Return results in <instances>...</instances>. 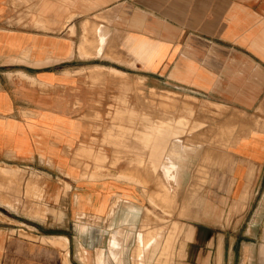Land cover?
<instances>
[{
	"label": "crops",
	"instance_id": "0c3cea01",
	"mask_svg": "<svg viewBox=\"0 0 264 264\" xmlns=\"http://www.w3.org/2000/svg\"><path fill=\"white\" fill-rule=\"evenodd\" d=\"M220 114L241 134L225 146ZM123 115L130 154L114 166ZM159 125L193 146L155 158L143 134ZM184 149L216 170L228 151L229 198H264V0H0V161L42 171L50 199L0 222V264H133L155 172L192 179L196 160L173 157Z\"/></svg>",
	"mask_w": 264,
	"mask_h": 264
},
{
	"label": "rangeland",
	"instance_id": "374dc122",
	"mask_svg": "<svg viewBox=\"0 0 264 264\" xmlns=\"http://www.w3.org/2000/svg\"><path fill=\"white\" fill-rule=\"evenodd\" d=\"M220 116L217 141L219 146H225L241 134L235 132L237 128L233 124L220 126V120L225 119L223 114ZM228 119L236 120L233 116L227 118L228 124L231 122ZM100 121L104 119L100 118ZM111 123L116 125V133L107 135L106 142L117 148L113 165L128 163L129 116L111 118ZM150 134L154 140L155 158L165 156V152L157 147H164L171 140L193 146L190 135L183 137L177 133H164L161 125L155 127L153 133L143 134V137ZM207 140V135L202 134L200 145L204 146ZM188 151L192 154L187 164L193 158L197 163L191 181L169 179L162 182V176L155 172L154 192L150 200L152 212L148 210L144 215L137 245L128 247L131 249L130 261L133 264H258V241L264 212L258 214L254 211L257 206H262L260 210L264 211V198H245L237 202L229 198L233 160L228 151L218 150L217 170L211 163L208 150L184 149L169 153L175 152L173 157L184 158ZM86 168L89 173V168ZM42 174V171L0 161V222L3 219L7 221L8 216L24 221L25 218L17 213L34 215V211L48 210V192L43 183L39 184L43 181ZM249 222L254 223L251 230L247 228ZM126 257L128 259L129 255ZM145 258L148 261L143 260Z\"/></svg>",
	"mask_w": 264,
	"mask_h": 264
},
{
	"label": "bare ground",
	"instance_id": "6f19581e",
	"mask_svg": "<svg viewBox=\"0 0 264 264\" xmlns=\"http://www.w3.org/2000/svg\"><path fill=\"white\" fill-rule=\"evenodd\" d=\"M100 42V41H99ZM122 50V49H121ZM108 55V54H107ZM111 56V55H110ZM115 56V55H114ZM118 57V56H117ZM102 71V70H100ZM192 154V151H188L187 154H185L186 156L185 157H190V155ZM176 156V155H175ZM180 156V155H178ZM176 158V157H175ZM179 158V157H178ZM100 168V167H99ZM3 170V169H2ZM151 199V198H150ZM165 207V206H164ZM165 210V209H164Z\"/></svg>",
	"mask_w": 264,
	"mask_h": 264
}]
</instances>
